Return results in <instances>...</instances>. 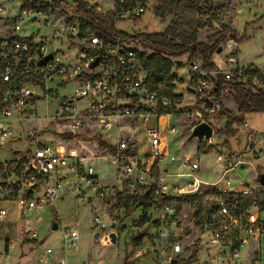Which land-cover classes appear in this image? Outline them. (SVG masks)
I'll return each mask as SVG.
<instances>
[{"label":"built area","instance_id":"obj_1","mask_svg":"<svg viewBox=\"0 0 264 264\" xmlns=\"http://www.w3.org/2000/svg\"><path fill=\"white\" fill-rule=\"evenodd\" d=\"M57 9H61L59 17L55 15ZM76 10L75 0H0V34H3L0 35V145L17 139L12 133L15 126L20 129L26 121H36L35 109H29L40 98L35 88L53 80L71 84L70 95L58 104L55 117L75 130L93 125L97 128L93 136L103 138L101 141L106 146H100V157L111 163L119 183L116 189L96 190L93 186L105 208L117 197L151 194L160 215L159 236L166 241L163 253L177 258L183 251L179 241L181 229L178 228L182 222L183 197L210 192L209 201L216 207L212 226H204L195 251L187 259L179 258L182 260L179 264H264V209L254 202L261 191L254 182L259 169L264 168V137L240 124L241 131L246 134L244 143L238 152L217 155L222 173L213 183L199 179V164L195 159L187 156L179 159L178 166L186 173L176 176L190 179L180 187L167 182L171 175L164 164L168 159L167 135L175 134L177 129L162 125V121L173 115L182 116L184 128L189 132L200 123H209L208 117L221 110L220 100H215L211 93L218 76L264 94V66L240 65L238 43L229 40L223 68L215 64L213 69H205L200 62L188 63L186 72L190 79L186 89L195 97V102L181 112L177 86H166L165 90L161 86L154 90L148 88L138 51L128 47L115 32L109 36L87 33ZM112 11L116 19L137 18L146 7L136 0H112ZM27 28H31L30 34L21 36L20 32ZM55 41L63 43V50L48 49ZM48 54L51 58L44 65H38ZM95 60L97 64L91 67ZM80 101H85V105L78 109ZM149 120L154 121L153 125L147 126ZM39 132L27 130L28 147L17 152L11 160L0 163V240L4 243L0 264L14 244L10 223H14V237L20 242L32 245L41 241L27 215L55 202L58 188L68 172L75 173L82 166L89 182H96L94 168L84 167L75 154L66 155L42 142ZM140 133L143 140L139 139ZM199 142L211 148L213 139ZM179 160L169 159L175 163ZM238 167L253 174L252 183L241 182L230 187L228 175ZM234 195L253 201L247 213L238 217L231 213L227 202ZM9 202L16 206L17 213L12 220L8 218L9 209L2 206ZM92 224L99 232L107 229L103 214H94ZM203 234H207L208 242L215 247L213 258L211 248L201 246ZM63 238L66 249L76 246L78 229L65 230ZM102 239L109 241V234ZM40 256L44 264L51 261L68 264L64 257L55 258L50 248L44 249Z\"/></svg>","mask_w":264,"mask_h":264},{"label":"rangeland","instance_id":"obj_2","mask_svg":"<svg viewBox=\"0 0 264 264\" xmlns=\"http://www.w3.org/2000/svg\"><path fill=\"white\" fill-rule=\"evenodd\" d=\"M82 1L99 16L112 14V0ZM55 12L57 17L62 14L61 9H57ZM159 14L164 17L163 22L150 9H146L137 18L116 19L114 17V28L120 35L131 36L140 32H167L177 42L189 41L194 37L197 42L209 45L218 41L222 33L234 32L233 38L227 36L218 43V49L222 50L223 48L224 51L219 53L216 51L212 58L213 62L218 67L223 68V57L227 51L226 43L234 39L236 43L239 42L237 49L240 65L259 68L264 66V0H199L193 6H183L179 9L164 2L160 7ZM30 30L31 28L22 30L21 36H28ZM48 49L50 51L63 50V43L52 42ZM192 60L200 62L198 55H193ZM173 63L171 72L175 75L177 91L181 96L178 110L183 112L190 105L193 106L195 102V97L186 89V83L190 79L186 72L188 61L186 56H183L173 60ZM35 91L40 98L30 105L29 109H36L37 119L36 121L30 119L23 123V128L18 129L16 126L13 128V137L19 138L18 141L21 143L7 141L5 145H0V163L11 160L17 155V152L27 148L26 144H30L26 140L27 135L25 133L27 130L36 129L38 131L40 129L39 138L42 142L55 146L56 143L63 140V152L66 155L75 153L76 158L81 160V163L82 160L86 159L84 165L96 169L99 174L98 178L104 179V181L90 183L82 166L77 171L75 170V173L68 172L58 188L55 202L51 206L27 215L37 231L38 240H44V242L39 243L38 241L31 245L32 248L27 249L28 243L20 245L19 240L13 236L14 244L8 255L1 259L2 263L41 264L39 262L40 255L46 248L53 251L55 258L63 253L62 255L68 264H170L175 259L189 258L198 245L197 238L204 232V226L198 222L197 217H193L194 205L199 203L203 214L207 207L206 203L211 197L210 192L198 195L199 198L194 200L192 205L189 202H183L181 206L182 222L178 227L181 229L179 241L183 251L178 254L177 258L170 253L164 254L166 241L159 236L160 215L158 216L152 198L140 203L135 201L133 204L130 199L128 203L130 206L128 207L131 209V214L125 216V208L122 207L124 203L122 202L127 201V197H117L110 200V207L105 208L104 201L96 193L98 188L116 189L119 183L115 179V183L103 185L104 182L109 184L114 181L115 171L108 160L100 157L99 140L103 138L99 135L93 136L97 128H94L93 125H91L92 127L83 125L75 130L63 120L55 117L58 104L63 102V97L70 95L71 84L65 85L63 81L53 80L42 87L35 88ZM221 98L224 99V104L228 108L227 110L221 107V110L232 113L229 109L233 107V101L229 93L223 92L220 102ZM78 105L79 108H77L80 109V106L85 105V101H80ZM220 117L219 114L208 117V122L213 129L211 148H206V144L197 139L188 141L190 132L184 128L185 122L182 116L173 115L162 121L163 127L175 126L177 129L175 134L169 133L167 135L166 155L168 159L164 164L168 165L169 174L179 172L181 169L176 167V165L181 164L179 159L188 155L190 160L195 159L198 162L200 166L198 176L202 182H216L222 173L220 167L222 163L217 161V155L238 152L244 143L246 134L240 129L241 123L264 137V112L243 114L241 121L232 126L231 129L234 134L228 135L227 140L225 134L215 133L216 130L222 129L218 126ZM53 118L55 121L51 122ZM153 123V120H149L146 124L151 126ZM59 125H63V127ZM139 139L143 140L142 133H140ZM146 148L147 145L143 147V150L146 151ZM170 157H175V161L179 160V163L177 162L176 165L170 163ZM228 177L231 178L230 187H236L241 182L251 184L253 174L238 167ZM261 177H264V168L259 169L257 180L254 182L261 191H264V180L262 181ZM187 181L190 179L177 177L167 179L169 184H178L181 187L185 186ZM93 186L96 187L95 194ZM121 196L128 195L122 194ZM120 199L122 200L121 203H119ZM2 206L12 210L16 207L14 203L10 202L3 203ZM94 214L104 215L107 229L99 232L94 227L91 222ZM53 223L57 224L55 230L51 229ZM72 227L78 229L79 240L76 246L66 249L63 232ZM110 233L116 235L115 243L111 242L110 237L109 241L102 240V237ZM3 246L4 243L0 240V250L3 249ZM201 246L203 248L210 247L212 250L211 258H213L215 247L208 242L207 234L201 236ZM48 264L53 263L51 261Z\"/></svg>","mask_w":264,"mask_h":264},{"label":"trees","instance_id":"obj_3","mask_svg":"<svg viewBox=\"0 0 264 264\" xmlns=\"http://www.w3.org/2000/svg\"><path fill=\"white\" fill-rule=\"evenodd\" d=\"M77 3V14L82 23L83 29H88L87 33H95L97 35L109 36L112 33L119 35L123 41L130 45L129 47L138 51V57L140 59L143 70L145 71V84L151 90L157 89L161 86L163 90L165 87L173 88L176 86V80H174V74L171 72L173 66V60L186 56L188 63L194 62L192 60L193 55H198V60L205 69H213L215 63L212 58L218 50V43L225 39L227 36L234 37V32L222 33L215 43L212 45L197 42L194 37L189 41H175L173 37H170L167 32L148 33L140 32L134 35H120L114 28L115 12L112 14H106L104 16L97 15L93 9L88 6L82 0H75ZM137 2L145 5L146 9L153 11L161 22L164 17L159 14L162 3L167 2L173 6V8L179 9L183 6H193L199 0H136ZM239 43V42H238ZM175 67V65H174ZM173 67V68H174ZM175 70V68L173 69ZM228 92L232 97V100L237 108V114L229 113L228 111L220 110L218 113L220 116H225L226 121L222 129H218L215 133L225 134L226 140L228 135L234 134L232 126L241 121L243 114L249 112H264V94L254 92L251 89H245L244 87L226 81L223 77L218 76L214 80L213 89L211 93L214 95L215 100H220L223 92ZM222 109V108H221ZM100 146L105 147L106 144L99 140ZM151 194L129 196L127 201L120 199L119 203L124 207L125 216L131 214L129 200L132 204L151 199ZM197 196H184L183 202H192L198 199ZM228 205L231 208V213L238 217L247 213L251 203V198L243 197L240 195L230 196L228 199ZM254 202L260 209H264V191L258 192L255 196ZM207 207L203 214L201 213V205L195 203L193 217L198 219V222L202 225L212 226L213 218L212 214L215 213L216 207L211 201H208ZM2 238V235H1ZM193 260V257L190 259ZM182 260L177 259L175 264H179Z\"/></svg>","mask_w":264,"mask_h":264},{"label":"crops","instance_id":"obj_4","mask_svg":"<svg viewBox=\"0 0 264 264\" xmlns=\"http://www.w3.org/2000/svg\"><path fill=\"white\" fill-rule=\"evenodd\" d=\"M238 48H239V43H238ZM231 97V96H230ZM232 98V97H231ZM39 99V98H38ZM37 99V100H38ZM36 100V101H37ZM233 101V100H232ZM221 107L223 108V109H227L228 110V108L226 107V105L224 104V99L223 98H221ZM233 105V107L232 108H230L229 109V111L231 112L232 111V113H234V114H237V108H236V105L234 104V102L232 103ZM35 109V108H34ZM35 114H36V109H35ZM55 114V113H54ZM221 119H219V122H218V126H220V128H223L224 127V125H225V121H226V117L225 116H221L220 117ZM55 121V119L53 118L52 120H51V122H54ZM27 122V121H26ZM242 124V123H241ZM60 127H63V125H59ZM21 128H23V125H22V127ZM39 131H40V129H39ZM52 133H53V131H52ZM54 134V133H53ZM55 135V134H54ZM55 136H57V135H55ZM18 139L19 138H17V139H13L12 141H10V142H12V143H16V142H18V143H21L20 141H18ZM63 139V138H62ZM181 142V141H180ZM22 144H25V143H22ZM26 147H28V145L26 144ZM54 147H56L57 148V150L58 151H60V152H62L63 153V151H64V149H63V140H60L58 143H56L55 144V146ZM73 154H75V153H73ZM182 155V154H181ZM187 157H188V155H186ZM179 157H181V156H179ZM183 157V156H182ZM83 162H82V164H83V166L84 167H86L85 165H84V163H85V161H86V159H84V160H82ZM165 161H167V160H165ZM164 161V162H165ZM218 161V160H217ZM170 163H173V164H175L176 165V163L175 162H171V161H169ZM167 166V168H168V172H169V167H168V165H166ZM88 167V166H87ZM91 167V166H90ZM176 167L177 168H179V169H181L179 172H177V173H175V174H170L171 176L170 177H177V178H181V179H188L187 177H178V176H176L177 174H181V173H186V170L185 169H182V168H180L178 165H176ZM221 167V166H220ZM93 168V167H92ZM222 169V168H221ZM199 170H200V166H199ZM198 170V171H199ZM94 177H96L97 179H96V181L98 182V181H104V179H99L98 178V176H99V174L96 172V169H95V172H94ZM170 177H168V178H170ZM199 177V176H198ZM116 179V175H115V177H114V181L113 182H111V183H103V185H110V184H112V183H115V181L117 180H115ZM187 183V182H186ZM205 183H210V182H205ZM174 185V184H173ZM181 187V186H180ZM182 187H184V186H182ZM208 189V187H205V189ZM94 190V189H93ZM94 194H95V190H94ZM13 208V207H12ZM12 209H9V214H8V218L9 219H14L15 218V216H16V209H14V210H12ZM91 222H92V218H91ZM9 228H10V230L12 231V233L10 234L11 236H16L15 235V230H16V227H15V225H14V223H10V225H9ZM17 239H18V237H17ZM19 240V239H18ZM102 240H104V239H102ZM19 242H20V240H19ZM44 242V240H41V241H39V243H43ZM23 243H26V242H20V245H22ZM30 248H32L31 247V245L29 244V247L27 248V249H30ZM68 249V248H67ZM63 254V253H62ZM61 254V255H62ZM59 256V258L60 257H63V255L62 256ZM5 257V256H4ZM41 264H44V263H42L41 262V260L39 261ZM52 263L53 264H56L55 262H53L52 261ZM46 264V263H45ZM81 264H84V263H81Z\"/></svg>","mask_w":264,"mask_h":264},{"label":"water","instance_id":"obj_5","mask_svg":"<svg viewBox=\"0 0 264 264\" xmlns=\"http://www.w3.org/2000/svg\"><path fill=\"white\" fill-rule=\"evenodd\" d=\"M221 51V49L217 50V53H219ZM51 58V54L46 55L45 57H43L39 62L38 65H44L46 63V61L48 59ZM97 64V60H95L92 64L91 67L95 66ZM213 133V129L211 127V125L209 123L203 122L200 123L198 125H196L190 132L189 137H188V141L192 140V139H197L198 141H201L202 139H209L212 136ZM261 180H264V177H261ZM112 226H114L112 224ZM52 230L57 229V224L53 223L52 225ZM109 237L111 238V242L115 243L116 241V235L114 233H110Z\"/></svg>","mask_w":264,"mask_h":264}]
</instances>
